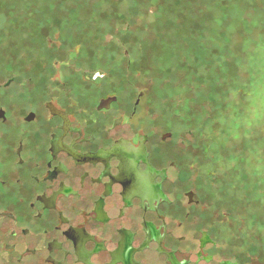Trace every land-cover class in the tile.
<instances>
[{
    "label": "flooded vegetation",
    "instance_id": "1",
    "mask_svg": "<svg viewBox=\"0 0 264 264\" xmlns=\"http://www.w3.org/2000/svg\"><path fill=\"white\" fill-rule=\"evenodd\" d=\"M43 47L23 65L0 50V264H252L205 225L191 131L160 129L142 88L80 51Z\"/></svg>",
    "mask_w": 264,
    "mask_h": 264
},
{
    "label": "rangeland",
    "instance_id": "2",
    "mask_svg": "<svg viewBox=\"0 0 264 264\" xmlns=\"http://www.w3.org/2000/svg\"><path fill=\"white\" fill-rule=\"evenodd\" d=\"M16 1L0 0V50L22 65L44 43L80 51V64L142 88L160 129L191 131L205 225L264 264V0H30L24 17Z\"/></svg>",
    "mask_w": 264,
    "mask_h": 264
},
{
    "label": "trees",
    "instance_id": "3",
    "mask_svg": "<svg viewBox=\"0 0 264 264\" xmlns=\"http://www.w3.org/2000/svg\"><path fill=\"white\" fill-rule=\"evenodd\" d=\"M14 3H16V4H18L17 5V7L20 9V13L19 14H21L22 16L21 17H24L26 14H25V11H26V9L27 8H29L30 6V0H17L16 2H14ZM23 14H25V15H23ZM27 16V15H26ZM20 16H18L17 18H19ZM20 17V20L22 19ZM29 17V16H28ZM22 23H23V21H21ZM17 31V30H16Z\"/></svg>",
    "mask_w": 264,
    "mask_h": 264
}]
</instances>
